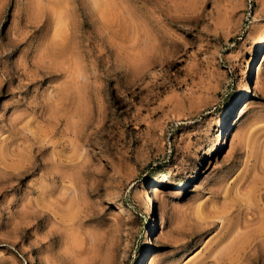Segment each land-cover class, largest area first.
Listing matches in <instances>:
<instances>
[{
  "label": "rangeland",
  "instance_id": "rangeland-1",
  "mask_svg": "<svg viewBox=\"0 0 264 264\" xmlns=\"http://www.w3.org/2000/svg\"><path fill=\"white\" fill-rule=\"evenodd\" d=\"M263 35L264 0H0V264H264Z\"/></svg>",
  "mask_w": 264,
  "mask_h": 264
},
{
  "label": "bare ground",
  "instance_id": "bare-ground-1",
  "mask_svg": "<svg viewBox=\"0 0 264 264\" xmlns=\"http://www.w3.org/2000/svg\"><path fill=\"white\" fill-rule=\"evenodd\" d=\"M262 43H264V35H263V39H262V41H261V44H262ZM261 44H260V45H261ZM213 224H215V222H210V223H208V225H213ZM206 230H207V229H206ZM203 232H204V231H203ZM206 232H207V231H206ZM188 244H189V243H188ZM229 244H230V243H229Z\"/></svg>",
  "mask_w": 264,
  "mask_h": 264
}]
</instances>
